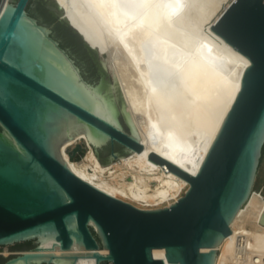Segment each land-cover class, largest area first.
Masks as SVG:
<instances>
[{
	"label": "water",
	"instance_id": "1",
	"mask_svg": "<svg viewBox=\"0 0 264 264\" xmlns=\"http://www.w3.org/2000/svg\"><path fill=\"white\" fill-rule=\"evenodd\" d=\"M1 6L0 0V247H33L0 255V264H166L153 249H164L168 264H214V248L231 234L264 155V0H234L211 26L250 65L196 175L148 155L189 183L175 203L154 210L83 181L60 154L80 134L101 168L142 149L113 68L111 82L101 66L104 53L55 0ZM54 246L86 253L28 252Z\"/></svg>",
	"mask_w": 264,
	"mask_h": 264
},
{
	"label": "bare ground",
	"instance_id": "2",
	"mask_svg": "<svg viewBox=\"0 0 264 264\" xmlns=\"http://www.w3.org/2000/svg\"><path fill=\"white\" fill-rule=\"evenodd\" d=\"M55 1L86 42L104 53L107 62L101 60V65L111 78L113 68L124 111L142 146L138 153L101 168L80 134L63 145L62 158L76 176L116 199L141 210L168 208L189 183L148 155L152 152L190 175L197 174L250 65L210 29L234 0ZM6 4L1 2L2 10ZM79 140L88 152L84 159L73 161L67 149ZM262 214L264 196L251 189L230 222L231 234L214 248L218 250L214 264L264 260ZM4 249L8 256L7 246ZM28 252L86 253L58 246ZM152 254H161L168 264L164 249H153Z\"/></svg>",
	"mask_w": 264,
	"mask_h": 264
},
{
	"label": "rangeland",
	"instance_id": "3",
	"mask_svg": "<svg viewBox=\"0 0 264 264\" xmlns=\"http://www.w3.org/2000/svg\"><path fill=\"white\" fill-rule=\"evenodd\" d=\"M4 1H8V0H1V2H4ZM223 6H225V4ZM105 72L108 75V79L112 82V78L110 76V73L107 70H105ZM76 147L78 149L73 153L72 151ZM67 151H68L69 154L71 153L73 156L76 157V159H74L73 161H80V160L85 158V156H86V154L88 152V147H87L86 143L83 140H79L74 145L69 147L67 149ZM70 159L72 160V157H70ZM252 189H253V191L260 192L262 194V196H264V155H262V158L260 160V163H259V166H258V169H257V173H256V177H255V181H254ZM26 245H31V242L14 244V245H11V246H7V248H8V250H11V248L15 249V248L23 247V246H26ZM2 251L4 252L5 249H3Z\"/></svg>",
	"mask_w": 264,
	"mask_h": 264
},
{
	"label": "trees",
	"instance_id": "4",
	"mask_svg": "<svg viewBox=\"0 0 264 264\" xmlns=\"http://www.w3.org/2000/svg\"><path fill=\"white\" fill-rule=\"evenodd\" d=\"M57 24L59 26H61L73 38V40L75 41V43L77 44V46L80 49H82L84 52H87L86 49L83 46V43H82L81 39L68 26L62 25L59 22H57ZM61 45H64V43L62 44V42H61ZM74 159H76L75 156L72 157V160H74Z\"/></svg>",
	"mask_w": 264,
	"mask_h": 264
},
{
	"label": "built area",
	"instance_id": "5",
	"mask_svg": "<svg viewBox=\"0 0 264 264\" xmlns=\"http://www.w3.org/2000/svg\"><path fill=\"white\" fill-rule=\"evenodd\" d=\"M5 247L6 246L0 247V255L3 256V257H7L6 255H4V253L2 251ZM9 254H14V253H12V252L9 251ZM107 264H111V263H107ZM250 264H264V260L259 261L257 258H254L253 261L250 262Z\"/></svg>",
	"mask_w": 264,
	"mask_h": 264
},
{
	"label": "flooded vegetation",
	"instance_id": "6",
	"mask_svg": "<svg viewBox=\"0 0 264 264\" xmlns=\"http://www.w3.org/2000/svg\"><path fill=\"white\" fill-rule=\"evenodd\" d=\"M27 12L31 15V16H33V17H36V16H34L28 9H27ZM33 247V245H26V246H24V247H19V248H15V249H12L11 248V250H9L10 252H12V253H16V252H19V251H22V250H27V249H31Z\"/></svg>",
	"mask_w": 264,
	"mask_h": 264
}]
</instances>
